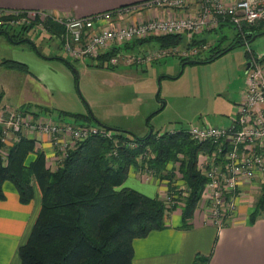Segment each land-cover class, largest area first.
Masks as SVG:
<instances>
[{
	"label": "trees",
	"instance_id": "trees-1",
	"mask_svg": "<svg viewBox=\"0 0 264 264\" xmlns=\"http://www.w3.org/2000/svg\"><path fill=\"white\" fill-rule=\"evenodd\" d=\"M15 11L19 12V18L27 13L25 10L0 9V20L7 21L1 22L0 33L6 34L15 44L31 43L20 32L35 29L40 15H36L35 20L29 24L10 26V21L19 19L11 13ZM42 23L50 33L59 31L60 26L49 15H45ZM14 28H18L19 32H15ZM249 28L254 30V27ZM254 34L256 33L239 32V39L223 49L210 45L208 50H213V53L208 57L179 59L182 64L209 62L222 55L229 47L239 44L242 38L248 39ZM153 42L161 48L184 44L188 48L207 44L204 39H193L188 44L182 35L147 38L132 44ZM130 46L131 44H126L124 47ZM110 54L111 52L104 53L97 60L107 62ZM0 65L26 71L24 64L12 60H3ZM24 109L36 114L49 111L44 107L28 106ZM75 116L86 121V124H90L88 122L92 120L90 115ZM115 129L120 140L117 156L109 154L112 149L109 140L92 137L71 150L55 170L46 166L44 153L35 149L32 139L22 138L5 148V160L0 152V201L5 199L2 185L6 181L16 189L21 204L32 201L33 184L37 185L41 194L39 213L27 240L18 248L19 264H131L133 240L165 228L167 212L175 208L180 199L183 226H190L186 222L192 218L201 201L206 182L197 168L198 154L212 148L208 144L192 140L185 130L161 135L152 132L140 137L123 129ZM131 143L136 146L131 147ZM3 148L0 141V151ZM146 152L153 156L143 158L144 161L140 164H147L155 178L166 180L167 192L173 201L171 207L161 199L151 198L122 186L130 168L139 167L138 157ZM30 154L35 156L28 161ZM176 163L177 169H174ZM175 174L179 175L178 180ZM178 181L186 192L185 196H181L183 190ZM260 188L250 215L251 220L264 213V183ZM195 260L205 263L207 258L196 257Z\"/></svg>",
	"mask_w": 264,
	"mask_h": 264
},
{
	"label": "built area",
	"instance_id": "built-area-1",
	"mask_svg": "<svg viewBox=\"0 0 264 264\" xmlns=\"http://www.w3.org/2000/svg\"><path fill=\"white\" fill-rule=\"evenodd\" d=\"M145 6L175 9L182 14L150 16L140 20L136 16L139 9ZM12 14L17 16L19 12ZM38 14L45 17L43 13L27 11L15 25L29 24ZM42 21L40 18L36 29L47 34L49 38L57 39L72 58L97 59L100 55L111 52L107 62L116 66L124 58L121 46L132 42L167 35H182L189 44L198 35L214 31L225 24L234 26L241 33L245 28L261 26L264 24V0H148L139 5H129L92 15L55 18L53 22L58 24L60 29L52 33L45 28ZM13 22L10 21L9 24L12 25ZM177 48H156L142 55H131L126 57V63H152L173 55L195 57L209 46L202 43L184 50ZM248 55L250 67L245 71V89L236 105L237 115L230 126L204 125L192 127L187 131L192 140L208 144L212 148L198 154L197 168L206 179L201 201L206 203L209 220L218 228L234 213L235 192L241 182L258 180L261 184L264 183V56L255 55L251 50ZM0 129V141L4 147L0 152L4 160V149L19 142L25 135H46L54 150L53 162L50 165L52 168L48 167L50 170H55L79 143L92 137L109 140L112 144L109 154L114 157L117 156V148L120 145V140L113 130L92 124L73 125L50 120L29 109H0ZM130 146L136 145L131 143ZM139 168L143 169V173L149 171L145 166ZM182 190L185 196L184 188ZM163 201L168 207L173 203L168 192Z\"/></svg>",
	"mask_w": 264,
	"mask_h": 264
},
{
	"label": "rangeland",
	"instance_id": "rangeland-1",
	"mask_svg": "<svg viewBox=\"0 0 264 264\" xmlns=\"http://www.w3.org/2000/svg\"><path fill=\"white\" fill-rule=\"evenodd\" d=\"M40 18L44 19L42 15ZM20 21L21 17L14 20L12 26ZM14 31L19 32V29L14 28ZM262 31L264 24L254 33ZM20 33L31 43L15 44L6 34L0 33V60L9 56L12 47L20 49L18 45L24 44L22 47L38 53L41 57H44L43 53L49 57L54 56L46 63L53 66L59 61L74 77L72 92L54 93L50 106L52 108L48 112H40V116L67 124L81 125L87 122L77 118L75 114L90 115L92 120L88 123L92 125H97V121L107 127H117L140 137L150 129L153 133L161 135L181 130L187 132L192 127L204 125L229 127L237 115L236 105L240 102L241 93L245 89L244 67L249 60L248 51L251 50L255 55L264 51V34L255 38L254 34L251 38H242L239 44L209 62L182 64L179 56L173 55L152 63L127 64L128 56L142 55L147 51L161 48L155 42L141 45H133L132 42L128 48L121 46L124 58L118 65L112 66L97 59L76 60L65 52L57 39L49 38L36 28ZM238 33L234 26L225 24L201 35L205 36L203 39L208 46L216 45L217 49H223L232 41L239 39ZM177 49L184 50L186 46L184 44ZM208 49L197 56L199 58L210 56L213 50ZM2 84L0 83V87ZM152 156L148 152L140 155L139 165L147 167V164L140 163L144 161L143 158L148 159ZM174 165V169H177L178 164ZM139 167L137 170L143 173V169ZM149 171L145 174L153 176ZM175 175L178 180L179 175ZM136 179L135 168L132 167L122 186L142 193ZM178 183L181 184L179 181ZM181 187L183 189L182 184ZM181 203L180 199L177 206ZM171 205L169 204V207Z\"/></svg>",
	"mask_w": 264,
	"mask_h": 264
},
{
	"label": "crops",
	"instance_id": "crops-1",
	"mask_svg": "<svg viewBox=\"0 0 264 264\" xmlns=\"http://www.w3.org/2000/svg\"><path fill=\"white\" fill-rule=\"evenodd\" d=\"M146 1L148 0H0V9L36 11L53 19H66L139 5ZM171 14L178 16L182 12L145 6L139 9L136 17L144 19L150 16L167 17ZM258 28L259 26L254 27V30L245 28L244 33H252ZM203 38L204 35L196 37ZM18 46L20 49L12 47L9 56L0 60V63L3 60L16 61L24 64L26 71L0 65V83L3 82L0 87V109H24L29 106L50 110L54 93L72 92L74 77L61 62L58 61L53 66L46 63L54 56L49 57L42 52L44 57H41L22 47L24 44ZM34 46L36 47L35 44ZM25 138L33 140L35 149L44 153L46 166L52 168L50 165L54 150L48 137L33 133L25 135ZM34 156L35 154H30L28 161ZM135 176L142 193L163 200L168 188L166 180L143 174L137 167ZM260 187L258 180L241 182L235 192V211L224 220L220 228L209 220L208 208L203 201L199 202L192 218L186 222L190 225L188 227L183 226L180 205L170 209L165 217V228L133 240L131 264H264V213H260L254 220L250 219ZM2 189L5 199L0 201V264H19L18 248L27 240L39 213L41 194L37 185L33 184L32 201L21 204L16 189L10 182H4ZM196 257L207 258V261L196 262Z\"/></svg>",
	"mask_w": 264,
	"mask_h": 264
},
{
	"label": "water",
	"instance_id": "water-1",
	"mask_svg": "<svg viewBox=\"0 0 264 264\" xmlns=\"http://www.w3.org/2000/svg\"><path fill=\"white\" fill-rule=\"evenodd\" d=\"M262 34H264V32H261V33L255 34L254 38L257 37V36H259V35H262ZM231 48H232V47H229L226 51H228V50L231 49ZM226 51H224V53H225ZM260 55H261V56H264V53H262V54H260ZM249 67H250V63L247 62V63H246V67H245V71H247V70L249 69ZM96 124L99 125L100 127H105L104 125L100 124V123L97 122V121H96ZM108 129H110V130H116L115 128H111V127H109ZM151 133H152V130L150 129V131L148 132V135H150Z\"/></svg>",
	"mask_w": 264,
	"mask_h": 264
},
{
	"label": "flooded vegetation",
	"instance_id": "flooded-vegetation-1",
	"mask_svg": "<svg viewBox=\"0 0 264 264\" xmlns=\"http://www.w3.org/2000/svg\"><path fill=\"white\" fill-rule=\"evenodd\" d=\"M245 67H246V64H245Z\"/></svg>",
	"mask_w": 264,
	"mask_h": 264
}]
</instances>
